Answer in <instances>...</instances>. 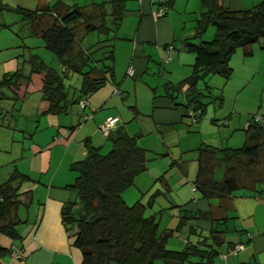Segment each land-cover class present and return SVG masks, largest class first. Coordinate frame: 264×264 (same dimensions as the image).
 Instances as JSON below:
<instances>
[{
  "label": "crops",
  "instance_id": "crops-1",
  "mask_svg": "<svg viewBox=\"0 0 264 264\" xmlns=\"http://www.w3.org/2000/svg\"><path fill=\"white\" fill-rule=\"evenodd\" d=\"M166 1L168 8L165 13L154 17L152 12L156 0H122V16L115 37L110 41V56L105 60L109 71L106 70L103 83L77 102L67 105L64 112L41 113L45 108V101L39 96L41 73H33L29 81L21 77L9 86H0V182L16 170L25 176L20 182V190L26 192L22 196L25 204L18 209L21 223L16 225V230L20 237L12 241L0 234V247L10 248L14 245L21 250L22 257L13 258L5 253L0 257V264H80V251L71 242L72 231L64 229L60 211L64 203H72L76 199V191L71 187L76 172L71 164L84 156V142L97 147L100 153L101 148H109L106 135L99 130L107 117L117 116V123L111 129L121 127L144 150L146 170L147 150L164 152L165 155L170 154L171 158L178 157L181 146L188 142L185 137L189 135L188 128L192 125L196 127L202 118L208 119L211 125L219 120L224 138L210 141L213 145L200 141L198 146L216 147L214 144H219L217 148H236L242 144V129L250 117L264 113V50L257 44L250 45L247 55L241 48L234 50L228 60L231 73L227 78L217 74L205 76L224 85L231 82L240 87L239 90L248 88L251 96L241 98L243 107L236 109L233 105L228 113L204 117L208 108L198 96L203 103L201 114L190 108L186 84L182 80L193 70L194 54L185 49L184 42L208 40L214 33V27L212 31L206 25L203 29L206 35L198 34L196 21L203 11L199 0ZM260 1L218 0L221 7L228 11L248 9ZM50 2L0 0V10L5 7L35 10ZM19 18L17 20L23 23ZM6 20L0 18V79L18 69L19 61V68L23 74L27 73L28 66L25 65L24 69L19 59L22 47L27 49L28 55H36L55 72L63 70L57 59L60 68L56 62V68L49 66L44 58L32 53L33 47L28 43L19 46L17 35L12 37L5 30L11 24ZM10 20L14 22V19ZM168 45L173 47V54L166 61L165 48ZM37 47L53 61L42 46ZM97 51L92 55L95 60L93 64L101 67L96 59L103 49ZM70 74L66 73L63 79L68 98L76 97L78 82L80 84L81 81L80 74L75 73L77 84L66 85L65 80ZM213 75L219 78H213ZM31 86H34L37 94L35 101L27 93ZM115 89L118 92H114ZM138 97L141 100H137ZM216 98L221 101L222 91ZM231 98L234 102L238 99ZM24 103L28 105L25 112ZM189 110L194 113L192 120L188 115ZM260 126L264 131V123ZM192 146L195 149L198 147L196 142ZM170 164L179 167V174L173 177L169 190V204L177 211L175 217L170 216V221L176 218L177 221L183 220V216L188 217L189 214H207L185 219L176 230L180 234V240L175 244L178 247L168 249L180 250L185 244H197L200 235H205L212 228L220 232L221 242L215 247L217 255L211 264H264V181L258 192L239 189L222 199H204L193 187L194 177L191 181L185 179L182 162L178 164L173 158ZM167 182V179L163 180L164 189L155 188L152 192L148 189L145 193L160 195L165 200ZM126 189L121 193L125 203L132 196ZM160 206L161 209L167 208L162 203ZM191 227H194V231H189ZM193 235L196 236L194 239ZM237 244L241 247L233 250Z\"/></svg>",
  "mask_w": 264,
  "mask_h": 264
},
{
  "label": "trees",
  "instance_id": "trees-1",
  "mask_svg": "<svg viewBox=\"0 0 264 264\" xmlns=\"http://www.w3.org/2000/svg\"><path fill=\"white\" fill-rule=\"evenodd\" d=\"M199 1L203 11L196 21L198 34L206 25L213 26L214 33L211 39L197 43L185 40V49L194 54V65L182 82L186 84L188 105L200 115L203 103L198 98L201 92L196 88L197 81L208 74L227 78L231 73L228 60L236 48H241L245 55L249 54L251 44L264 50V0L238 11L224 10L218 0ZM86 6L91 7L88 12ZM4 10L19 14L20 21L28 24L29 33L41 38L43 47L56 57L63 70L57 73L36 55L29 54L25 61L29 65L27 73L18 68L3 75L0 86H9L21 77L29 81L31 73H41L40 97L45 101L41 113L45 114L64 112L67 105L103 83L105 72L109 71L105 60L110 56V41L122 16V0H90L88 5L52 0L40 9L5 7ZM91 32L101 34L106 41L98 46L103 49L96 59L101 67L93 64L95 52L92 54L80 44V39ZM66 73L80 74L76 97L68 98L63 84ZM204 84L208 88L205 81ZM252 116L242 129L239 147L200 145L195 149L193 187L202 198L222 199L239 189L258 192L264 181V131L260 124L251 121ZM106 139L109 149L105 153L84 142V156L71 164L76 172L71 184L76 199L64 203L60 211L64 229L72 231L71 242L80 251V264H153L155 260L163 264H211L217 255L215 247L221 242L220 232L212 228L200 235L197 244H185L180 250L165 247L166 240L185 219L204 217L207 212L183 216L174 228L159 232L156 211H145V206L151 210L154 193L149 194L145 204L139 197L130 205L121 195L134 177L145 170L144 150L121 127L111 129ZM24 179L23 174L14 170L0 182V234L12 241L20 237L16 225L21 223L18 209L25 204L22 196L26 192L20 190ZM189 231H194V227ZM13 251H18L19 256L15 257ZM5 253L13 258L22 257L21 250L14 245L0 247V257Z\"/></svg>",
  "mask_w": 264,
  "mask_h": 264
},
{
  "label": "rangeland",
  "instance_id": "rangeland-1",
  "mask_svg": "<svg viewBox=\"0 0 264 264\" xmlns=\"http://www.w3.org/2000/svg\"><path fill=\"white\" fill-rule=\"evenodd\" d=\"M43 1H45V0H43ZM50 1H52V0H50ZM63 1L68 3V4L77 3L78 5H88L90 0H63ZM90 8H91L90 6H86L85 11L88 12L90 10ZM0 14H2V17H0V18H7L6 23H11L10 28L5 27V30L8 31V34H12V37L15 34L17 35V36L15 35V36L17 38L16 41L19 44V46H22L21 43H25V44L28 43V45L33 47L32 53L34 52L37 55H39V57H41L42 59L44 58L49 66L53 67V65H54V67L56 68V65H57V67L60 68L58 63L56 62L55 56L43 47V45H42L43 43H42L41 38L39 36L31 35L29 33L30 30H29L28 24L27 23H20L17 20L19 18L18 14L13 13V11L4 10V9L0 10ZM10 19H14V22H11ZM16 20H17V22H15ZM0 27H2V26H0ZM80 27H81V25H78V28H80ZM207 28L213 31V27L211 25H209V26L207 25ZM203 31L199 32L200 36L206 35L205 31L204 32ZM97 39L102 40L103 36L101 34L98 36V35H96L95 32H91V33L84 35L80 39V44L82 45L83 48H87L89 50V52H91L93 54L94 52L99 50L98 49L99 45L103 46L104 43L106 42L103 40L100 42H97L96 41ZM209 39H211V38H209ZM39 45L42 46V48H44V52H47L48 54L51 55V57L53 58L52 62L48 56H44L42 54V52L39 51L40 49H39V47H37ZM16 49H17V47H16ZM19 49H21V48L19 47ZM22 50L23 51H21L19 53V54H21L19 59L22 61V64H24V69H26L25 65H27L29 68V65L25 64V61L28 59V51L25 48L23 49V47H22ZM39 53H41V54H39ZM55 62H56V65H55ZM18 63H19L18 65L20 67L21 66L20 61ZM33 73H35V72H33ZM33 73H31V75ZM31 75H30V77H31ZM213 76H214L213 78H219L215 75H213ZM75 77H76L75 73L70 74L68 79L65 80V84L66 85L67 84L73 85L75 83L77 84V81H75ZM209 79H210V76L209 77L207 76L204 79H199L196 83V88L201 91L200 96H201L202 102L206 103L205 107L208 108L207 114L204 117H207V115L214 114V113H221V114H223L224 112L228 113L231 110V108L233 107V105L235 106L236 109L241 108L244 106V105H241L242 104L241 98H245L246 96H248V98H249L251 96V91L248 90V88H244V89L241 88V90H239L240 87L237 88V86L231 82H228L227 84L224 85V84H221L220 82L216 83L215 79H210V80ZM204 81L207 82L208 86H210L209 88H204ZM78 85H79V82H78ZM224 89H225V91H224ZM221 91H222V99L219 102L217 100L218 98H216V97H218L220 95ZM223 92H224V94H223ZM27 93L31 95V98L34 99V101L36 100L37 94L35 93L34 86L29 87L27 90ZM263 94H264V92H262V95ZM40 95L41 94H39V96ZM231 97H233V98L236 97L238 99L234 102V101H232ZM137 100H141V97H138ZM27 106L28 105L26 103L23 104V108H24L23 111L24 112L26 111ZM139 107H141L140 103H139ZM202 119L197 123L196 127H194V125H192L191 128L190 127L188 128L190 130L189 135H185V137L188 138V142H184V144L181 146L182 149L180 150V154L178 155V157H173L178 162V164H181V162H182V168H184V171H185V179L188 181L192 180V178L194 177V174H195V169H196V163H195L196 161L194 160V149L195 148H193L192 143L196 142V146H198L201 142H203V143L209 142V145H210L211 144L210 141H216V139H218L220 137H221V139L224 138L222 125L219 122V120H216L214 122L215 125H213V124L211 125V124H209L208 119L207 120H202ZM211 145H213V144H211ZM214 146L219 147L220 145L214 144ZM108 149L109 148L103 147L100 150L102 151V153H105L106 151H108ZM174 150L175 149H173V151ZM163 153L164 152H157L156 153L153 150H147V158L148 159L146 158L147 159L146 170L142 171L138 175H136V178L134 179L133 184L130 185L126 189V192H130V194H132V196H130V198H127V201H128L127 204L130 205L139 197H140V201L145 204V200L147 199L148 194H149V193L146 194L145 191H147L149 189V191L152 192L153 189L162 187L163 180H166V179L168 180V182H167L168 191L166 192L165 200L162 197H160V195H156L153 198V205H152L151 210H149V206H145L146 212H150V213H151V211L157 212L156 219L158 221V231L159 232L161 230H163L164 228H166V229L173 228L174 225H176V221H177V218L170 221V216L174 215V217H175L177 215V211H176L175 207L170 206V204H169V199L171 197L169 190L172 187L171 182H172L173 177L175 175L177 176V174H179V167H177L175 165L172 166L170 164V162L172 161L173 158L170 157V154L165 155ZM160 175H163V177L158 181L157 178ZM218 176H219V174H218ZM162 189H164V188L162 187ZM160 203H162L164 208L165 207H167V208L161 209ZM188 219H193V218H188ZM188 225H189V223H188ZM179 236H180L179 232H177V231L174 232L173 235L167 239L165 247H167V248L178 247L175 244H177L179 242V240H180ZM195 237L196 236L193 235L192 239H194ZM153 264H162V263L160 260H155L153 262Z\"/></svg>",
  "mask_w": 264,
  "mask_h": 264
},
{
  "label": "built area",
  "instance_id": "built-area-1",
  "mask_svg": "<svg viewBox=\"0 0 264 264\" xmlns=\"http://www.w3.org/2000/svg\"><path fill=\"white\" fill-rule=\"evenodd\" d=\"M167 8H168V6L166 3V0H156V7L153 9L152 15L154 17L162 16L165 13V11L167 10ZM172 54H173V47L171 45H168L165 48V60L166 61L170 60V58L172 57ZM114 92H118V89H115ZM188 115H189V117H191L190 119L192 120L194 113L189 110ZM117 120H118L117 116L107 117L99 127L101 134L107 135L108 132L110 131V129L117 123ZM251 121L258 123V124L264 123V113L253 115L251 118ZM247 124H248V122L246 123V125ZM240 247L241 246L239 244H237L234 246L233 250H238ZM12 254L15 257L19 256L18 251H13Z\"/></svg>",
  "mask_w": 264,
  "mask_h": 264
}]
</instances>
